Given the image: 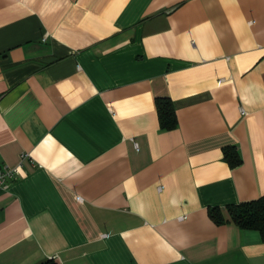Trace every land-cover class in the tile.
Here are the masks:
<instances>
[{
	"label": "crops",
	"instance_id": "1",
	"mask_svg": "<svg viewBox=\"0 0 264 264\" xmlns=\"http://www.w3.org/2000/svg\"><path fill=\"white\" fill-rule=\"evenodd\" d=\"M19 164L0 264H264L258 231L209 215L264 196V0H0Z\"/></svg>",
	"mask_w": 264,
	"mask_h": 264
},
{
	"label": "trees",
	"instance_id": "2",
	"mask_svg": "<svg viewBox=\"0 0 264 264\" xmlns=\"http://www.w3.org/2000/svg\"><path fill=\"white\" fill-rule=\"evenodd\" d=\"M156 107L160 126L167 130L175 128L177 120L172 101L168 98H159L156 100ZM223 159L230 166H236L241 162L233 146L223 148ZM209 215L216 223L232 222L242 229L256 230L264 240V196L234 205H227L224 209L210 208Z\"/></svg>",
	"mask_w": 264,
	"mask_h": 264
},
{
	"label": "built area",
	"instance_id": "3",
	"mask_svg": "<svg viewBox=\"0 0 264 264\" xmlns=\"http://www.w3.org/2000/svg\"><path fill=\"white\" fill-rule=\"evenodd\" d=\"M29 159L28 153L20 155V161ZM20 175V164L17 166H0V190L5 189L8 182L15 180Z\"/></svg>",
	"mask_w": 264,
	"mask_h": 264
}]
</instances>
